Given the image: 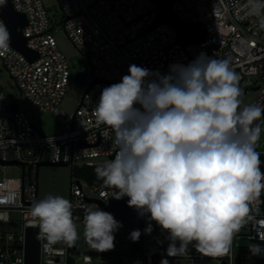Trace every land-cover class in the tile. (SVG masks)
Listing matches in <instances>:
<instances>
[{"label":"built area","instance_id":"1","mask_svg":"<svg viewBox=\"0 0 264 264\" xmlns=\"http://www.w3.org/2000/svg\"><path fill=\"white\" fill-rule=\"evenodd\" d=\"M57 1L65 17L64 30L91 63L92 79L74 114L67 115L59 109L72 69L68 58L58 48L53 34L56 26L52 25L50 13L42 0H11L14 9L26 16L27 24L22 33L27 38V47L36 51L37 56L31 59L10 43V51L0 55L3 67L19 88L21 96L24 95L40 111L51 112L61 123L62 132L53 135L41 132L21 109L19 98L0 84V165L22 166L20 177L0 181V264H27L29 227H37L40 232L39 264H80V261L90 264L98 259L90 253H78L77 245L74 249L73 245L63 242L50 244L31 210L39 201L38 169L42 162H64L75 170L80 163L92 166L100 163L96 158H110L116 154L115 132L100 123L92 109L99 102L102 89L120 82L122 76L128 74L130 65L167 74L171 64L187 65L201 52L210 57L228 58L231 68L239 75L241 87L246 86L247 91L259 87L255 90L258 97L251 104L264 106V84L249 80L251 77L264 78V27L259 17L248 15L247 0H173V11L178 17L190 23H201L205 29V39L197 45L177 43L178 32L171 24L153 27L158 11L151 0ZM1 8L0 21L9 31ZM78 73L86 75V84L88 74ZM105 134L109 140H105ZM256 151L264 162V141H258ZM260 167L264 172V163ZM85 186L89 193L77 176V181L72 182L69 199L75 206L73 220H80L83 231L86 209L99 206L106 211L116 193L115 188L105 183L90 184L85 180ZM259 201L258 219L264 218V191ZM16 214L20 215L18 220ZM143 220L148 226L147 215ZM15 221L20 226L18 232L5 230L7 224ZM151 224L154 230L157 224L155 221ZM243 229L247 233L238 235V238L261 240L251 224ZM114 236L115 245L132 242L130 233ZM146 247L143 246L142 252L141 246L139 252H132V264H155L157 251ZM234 248L235 239L230 253L216 258L218 263L237 264ZM120 258L124 264L128 256L119 253L106 261L107 264L110 260L119 264Z\"/></svg>","mask_w":264,"mask_h":264},{"label":"clouds","instance_id":"2","mask_svg":"<svg viewBox=\"0 0 264 264\" xmlns=\"http://www.w3.org/2000/svg\"><path fill=\"white\" fill-rule=\"evenodd\" d=\"M247 5L264 27V0ZM10 49V33L0 21V55ZM230 64L204 52L187 65L171 64L167 74L132 64L120 82L102 89L92 109L118 145L114 158L96 168L98 178L117 190L113 197L127 196L128 206L147 215L145 233L152 232L151 221L168 233L170 257L186 255L193 242L206 256H226L250 224L264 240V218H257L264 162L256 151L264 106L241 107L243 90ZM74 207L58 195L33 204L31 214L50 244L72 246L79 239ZM84 227L89 245L104 252L114 248L122 224L96 206L86 209ZM140 236V229L130 233L133 241ZM249 248L253 255L264 252L258 244Z\"/></svg>","mask_w":264,"mask_h":264},{"label":"rangeland","instance_id":"3","mask_svg":"<svg viewBox=\"0 0 264 264\" xmlns=\"http://www.w3.org/2000/svg\"><path fill=\"white\" fill-rule=\"evenodd\" d=\"M50 13V18L52 19V25L56 26L53 30V34L56 38L58 48L65 54L68 58V61L71 65L72 75L70 77L69 83L66 87L64 96L62 97L61 102L59 103V109L63 110L67 115H72L75 113L78 108L81 98L84 94V91L88 87L89 81L92 79L91 76V63L86 55L82 54L76 46L72 43L68 37L66 31L63 28V21L65 19L64 13L62 12L57 0H42ZM0 84L8 89V91L15 97L20 100V107L24 110L32 122H34L41 132L49 135L59 134L62 132V125L58 119L51 112L40 111L35 105L29 102L24 95L21 96L19 88L14 84L12 77L9 75L7 70L3 67V62L0 59ZM78 72H86L88 74V80L86 84H81L76 79V74ZM253 83L264 84V78L251 77L249 79ZM243 90V95L241 97L242 107L244 105L251 104L257 97L258 92L250 89L246 92V86H240ZM262 128H264V119L261 120ZM264 141V131L261 132L259 142ZM100 163H105L110 161L108 157H99L95 159ZM83 164L80 163L79 166ZM73 169L71 165L66 166H48L41 165L38 169V196L39 200L46 198L49 195H58L63 196L64 198L70 199L72 182L77 181V176L72 174ZM22 175V166L19 164H1L0 165V181L4 178H18ZM81 183L85 187L86 193H89V188L85 186V180L81 178ZM115 219L121 222L122 227H120L114 234L118 236H123L129 230V223L126 220V216L121 213L113 214ZM19 214H16V219H19ZM76 224L79 239L75 242L74 245H77L78 253L86 252L96 256L95 260H92L90 264H107L106 260L113 258L118 253H126L128 259L125 260L124 264H132V255L128 249L132 248L131 244L120 243L119 245L114 244V248L104 252H98L94 250L85 238V231H83L80 220H73ZM138 229L141 230V237L143 239V244L147 245L150 250L159 251L160 243L163 242V245L169 244L167 239L168 233L163 230L158 225L150 234L145 233L143 230L147 227L144 220L137 219ZM5 230L10 232H18L20 226L17 221L7 224ZM247 233L246 229H242L238 235ZM236 235L235 239V255L237 264H264V252L259 255H253L250 248L244 246H239V240ZM193 244L188 246L194 247ZM166 251V249H163ZM196 254H191L190 256H202V258H197V262L194 264H219L218 259L213 257L206 256L197 250ZM78 255L75 256L77 258ZM100 258V259H99ZM161 259H167L169 264H189L188 259L184 257H162ZM110 264H114L115 261L110 260ZM80 264L82 262L80 261Z\"/></svg>","mask_w":264,"mask_h":264},{"label":"water","instance_id":"4","mask_svg":"<svg viewBox=\"0 0 264 264\" xmlns=\"http://www.w3.org/2000/svg\"><path fill=\"white\" fill-rule=\"evenodd\" d=\"M155 3L156 9L158 11V17L153 27L162 24L168 23L173 25L177 32L178 38L177 43L182 45H197L202 40L205 39L206 31L203 28L201 23H190L180 17H178L173 11V0H151ZM1 15L6 21V24L9 28L10 33V43L23 51L31 59H35L37 56L36 51L31 50L27 47V38L23 35L22 29L27 24L26 16L22 13L17 12L11 0H6V4L1 8ZM1 73V69H0ZM76 79L84 84L86 81V75L78 73ZM239 82V86H240ZM259 87H255L254 90H258ZM247 91V89H246ZM14 109H17V106L14 105ZM115 154L110 156V160L114 158ZM11 163H18L17 161H10ZM41 165L48 166H66L64 162L52 163L49 161L42 162ZM129 223V229L132 232L137 229V226L132 218H126ZM40 232L37 227H29L27 229V249H26V262L27 264H39L40 262ZM250 244H258L264 246L263 240H239V246L249 247ZM131 247L133 253H137L140 250V238L138 241L131 242ZM73 248L76 249V245H73ZM119 264H123V258H120ZM158 264V262H156ZM223 264H226L224 262Z\"/></svg>","mask_w":264,"mask_h":264},{"label":"trees","instance_id":"5","mask_svg":"<svg viewBox=\"0 0 264 264\" xmlns=\"http://www.w3.org/2000/svg\"><path fill=\"white\" fill-rule=\"evenodd\" d=\"M104 163H98L96 165L92 166H87V165H82L78 166L73 170L72 174L75 176H78L80 178H83L84 180L88 181L90 184H104L103 180L98 178L97 173H96V168ZM117 192V190H116ZM116 194V193H115ZM114 194V195H115ZM128 197L125 196L122 199H116L115 197H112L109 205L106 207V211L114 214V213H121L122 215L126 216V218H132L137 226V219H144V216H140L136 209L133 207L128 206L127 203ZM134 212V214H132ZM138 229V226H137ZM126 233H131L130 229ZM143 239L140 236V246H141V252L143 250ZM129 252H132V248L128 250ZM130 252V253H131ZM119 254V253H118ZM126 254V253H124ZM132 255V253H131ZM160 255L156 256V259L159 258Z\"/></svg>","mask_w":264,"mask_h":264},{"label":"crops","instance_id":"6","mask_svg":"<svg viewBox=\"0 0 264 264\" xmlns=\"http://www.w3.org/2000/svg\"><path fill=\"white\" fill-rule=\"evenodd\" d=\"M158 226V225H157ZM156 226V227H157ZM161 231H163L162 229H161ZM143 246H147L146 244L145 245H143ZM167 245H163V242L161 241V243H160V248H159V250H160V252L159 251H157V253L160 255V257L158 258V259H156V262H161V258L162 257H164V258H167V257H170V256H168L167 255V251H164L163 249H167ZM146 248H148V247H146ZM149 249V248H148ZM129 250V249H128ZM154 250V249H153ZM195 250H196V248L195 247H191V246H188V252H187V254L186 255H182V256H177V257H184V258H186V259H188V261H189V264H194V263H196L197 262V258H202V256L200 255V256H190L191 254H196L195 253ZM156 251V250H155ZM131 252V251H130ZM133 252V251H132ZM131 252V253H132ZM131 253H130V255H131ZM217 258V257H216ZM215 258V259H216ZM156 262H155V264H156Z\"/></svg>","mask_w":264,"mask_h":264}]
</instances>
